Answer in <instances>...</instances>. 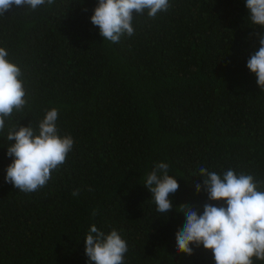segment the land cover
Here are the masks:
<instances>
[{
    "label": "trees",
    "instance_id": "1",
    "mask_svg": "<svg viewBox=\"0 0 264 264\" xmlns=\"http://www.w3.org/2000/svg\"><path fill=\"white\" fill-rule=\"evenodd\" d=\"M97 4L55 0L0 16V47L21 68L27 100L0 132V264H88L93 223L126 240L124 264H215L202 245L179 252L176 233L182 205L226 206L196 191L200 167L264 181V90L247 67L264 28L245 0H169L155 18L134 14V34L112 43L91 23ZM53 107L73 149L46 186L19 191L5 180L7 133L38 130ZM159 162L180 184L169 214L143 184Z\"/></svg>",
    "mask_w": 264,
    "mask_h": 264
},
{
    "label": "clouds",
    "instance_id": "2",
    "mask_svg": "<svg viewBox=\"0 0 264 264\" xmlns=\"http://www.w3.org/2000/svg\"><path fill=\"white\" fill-rule=\"evenodd\" d=\"M55 0H0V16L14 6L31 10ZM252 24L264 28V0H245ZM169 0H98L91 16V23L99 28L103 40L118 43L121 36L134 34V14L147 11L150 18L167 11ZM259 48L247 61L248 69L257 77V84L264 90V32L259 33ZM21 68L10 59L8 51L0 47V132L5 128L6 118L22 110L26 103V89L21 79ZM59 111L53 107L46 110L38 124V130L28 126H14L7 133V141H15L7 148V155L14 157L6 171V182L19 191L31 193L47 185L52 173L66 162L73 149L71 135L61 136L57 128ZM203 185L197 183V192L205 190L212 203L204 205L202 214L193 206L182 205L186 222L176 233L178 251L192 255L193 245H201L213 254L215 264H254L264 261V191L259 190L264 181H257L251 174H237L228 169L223 175L200 167ZM151 192L160 213L174 209L172 196L180 189L176 177L169 175V164L159 162L143 183ZM80 189H74L78 197ZM92 217L97 211H92ZM85 254L88 264H124L128 244L121 234L112 229L105 233L93 223L86 235Z\"/></svg>",
    "mask_w": 264,
    "mask_h": 264
}]
</instances>
